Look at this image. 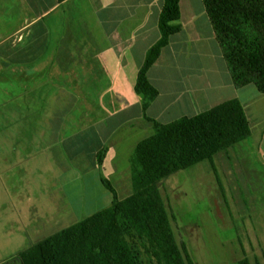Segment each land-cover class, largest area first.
<instances>
[{
  "label": "crops",
  "instance_id": "0c3cea01",
  "mask_svg": "<svg viewBox=\"0 0 264 264\" xmlns=\"http://www.w3.org/2000/svg\"><path fill=\"white\" fill-rule=\"evenodd\" d=\"M162 5L163 0H52L12 30L1 26L0 108L12 99L70 95L61 138L93 132L100 142L92 153L96 168L109 159L115 171L116 153L104 141L126 125L130 131L151 126L134 84L146 51L160 37ZM178 6L180 29L147 71L158 94L145 114L167 123L230 98L240 101L251 133L216 152L212 163L225 194L236 195L238 207L230 202L238 208L234 220L246 256L251 264H264V93L234 86L203 0H179ZM102 147L98 165L95 154Z\"/></svg>",
  "mask_w": 264,
  "mask_h": 264
},
{
  "label": "rangeland",
  "instance_id": "374dc122",
  "mask_svg": "<svg viewBox=\"0 0 264 264\" xmlns=\"http://www.w3.org/2000/svg\"><path fill=\"white\" fill-rule=\"evenodd\" d=\"M51 1L0 0V27L12 30ZM247 89L255 92L253 84ZM58 93L46 100L12 99L0 108V264H22L19 251L110 205L112 194L99 174L111 181L119 198L131 193L129 158L134 145L153 132L151 126L133 131L123 126L103 144L116 153L115 171L109 159L104 170L97 169L96 134L61 138L59 126L73 101L61 92L57 99ZM35 109L42 113L34 114ZM216 177L204 159L158 183L175 239L184 242L193 264H237L242 256V228L234 220L238 208L230 202L238 207L236 195L226 193L224 201ZM126 238L138 263L149 264L135 233L126 232Z\"/></svg>",
  "mask_w": 264,
  "mask_h": 264
},
{
  "label": "trees",
  "instance_id": "16d2710c",
  "mask_svg": "<svg viewBox=\"0 0 264 264\" xmlns=\"http://www.w3.org/2000/svg\"><path fill=\"white\" fill-rule=\"evenodd\" d=\"M178 2L163 0L158 17L160 37L146 51L134 84L141 97L143 117L151 122L153 132L135 144L129 158L132 192L119 198L111 181L100 176V182L112 194L111 205L19 251L22 264H139L126 238L128 231L139 238L150 257L149 264H193L184 242L179 245L175 239L158 183L204 159L211 162L217 176L212 156L248 137L251 130L235 97L167 123L145 114L158 94L147 71L168 44L170 35L180 29L176 23ZM203 3L234 86L253 84L264 93V0ZM105 151L102 147L96 152L98 165ZM216 178L225 201L224 188ZM240 246L242 257L237 264H251Z\"/></svg>",
  "mask_w": 264,
  "mask_h": 264
}]
</instances>
